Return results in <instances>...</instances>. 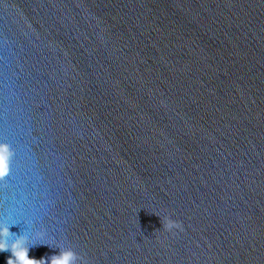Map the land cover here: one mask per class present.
<instances>
[{
    "label": "water",
    "instance_id": "1",
    "mask_svg": "<svg viewBox=\"0 0 264 264\" xmlns=\"http://www.w3.org/2000/svg\"><path fill=\"white\" fill-rule=\"evenodd\" d=\"M0 142L29 258L264 264V0H0Z\"/></svg>",
    "mask_w": 264,
    "mask_h": 264
},
{
    "label": "clouds",
    "instance_id": "2",
    "mask_svg": "<svg viewBox=\"0 0 264 264\" xmlns=\"http://www.w3.org/2000/svg\"><path fill=\"white\" fill-rule=\"evenodd\" d=\"M14 153L10 146L0 142V180H3L10 174V161ZM0 221V252L10 250L12 255L8 258L7 264H83V258L78 256L71 248L59 247L61 249L59 255H52L48 260L45 258L34 259L29 258V249L32 246L38 245L35 240H43V234L33 233L27 230L23 235L16 236L9 231V225ZM169 231L181 229V225L173 220H169L166 225H163ZM39 244H46L45 242Z\"/></svg>",
    "mask_w": 264,
    "mask_h": 264
}]
</instances>
